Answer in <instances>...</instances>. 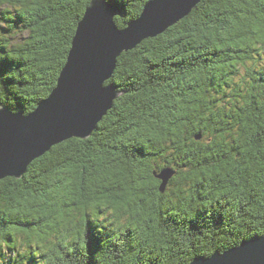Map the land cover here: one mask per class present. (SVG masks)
Returning a JSON list of instances; mask_svg holds the SVG:
<instances>
[{
	"label": "trees",
	"instance_id": "obj_1",
	"mask_svg": "<svg viewBox=\"0 0 264 264\" xmlns=\"http://www.w3.org/2000/svg\"><path fill=\"white\" fill-rule=\"evenodd\" d=\"M109 1L123 28L150 0ZM90 2L0 6V104L50 95ZM109 83L90 137L0 180V264H189L264 235V0H201Z\"/></svg>",
	"mask_w": 264,
	"mask_h": 264
},
{
	"label": "water",
	"instance_id": "obj_2",
	"mask_svg": "<svg viewBox=\"0 0 264 264\" xmlns=\"http://www.w3.org/2000/svg\"><path fill=\"white\" fill-rule=\"evenodd\" d=\"M200 1L150 0L138 17L121 28L116 17L124 12L119 6L109 0H91L50 95L29 114L0 104V180L22 178L33 160L58 143L90 137L122 94L114 84H106L117 58L143 40L166 32ZM105 77L103 94L99 81ZM172 175L170 168L163 171L162 191ZM189 264H264V235L211 256H196Z\"/></svg>",
	"mask_w": 264,
	"mask_h": 264
},
{
	"label": "snow or ice",
	"instance_id": "obj_3",
	"mask_svg": "<svg viewBox=\"0 0 264 264\" xmlns=\"http://www.w3.org/2000/svg\"><path fill=\"white\" fill-rule=\"evenodd\" d=\"M8 2H9V0H0V6H3L5 4H7ZM105 79H106V77L99 81V90L103 94L107 91V85L105 84ZM102 85H103V87H102Z\"/></svg>",
	"mask_w": 264,
	"mask_h": 264
}]
</instances>
